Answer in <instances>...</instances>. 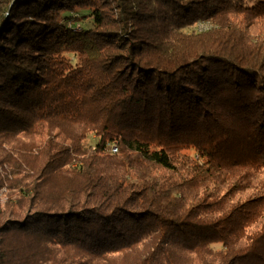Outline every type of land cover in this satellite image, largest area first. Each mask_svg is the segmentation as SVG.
I'll use <instances>...</instances> for the list:
<instances>
[{"label": "trees", "instance_id": "trees-1", "mask_svg": "<svg viewBox=\"0 0 264 264\" xmlns=\"http://www.w3.org/2000/svg\"><path fill=\"white\" fill-rule=\"evenodd\" d=\"M0 264H264V0H0Z\"/></svg>", "mask_w": 264, "mask_h": 264}, {"label": "rangeland", "instance_id": "rangeland-1", "mask_svg": "<svg viewBox=\"0 0 264 264\" xmlns=\"http://www.w3.org/2000/svg\"><path fill=\"white\" fill-rule=\"evenodd\" d=\"M195 27L197 29H199V30H205V29L209 28V24L207 22H199V23H197L195 25ZM92 138L93 137H91V135H89L88 138H87V142H91L92 141ZM110 151L112 152L111 149H110ZM4 191H2L3 192V194L1 195L2 198L4 197V193H5Z\"/></svg>", "mask_w": 264, "mask_h": 264}, {"label": "built area", "instance_id": "built-area-1", "mask_svg": "<svg viewBox=\"0 0 264 264\" xmlns=\"http://www.w3.org/2000/svg\"><path fill=\"white\" fill-rule=\"evenodd\" d=\"M111 150H112V152H116L117 148L116 147H112Z\"/></svg>", "mask_w": 264, "mask_h": 264}]
</instances>
